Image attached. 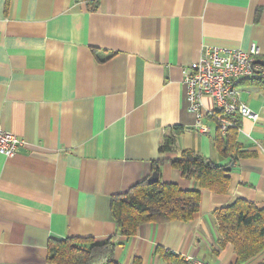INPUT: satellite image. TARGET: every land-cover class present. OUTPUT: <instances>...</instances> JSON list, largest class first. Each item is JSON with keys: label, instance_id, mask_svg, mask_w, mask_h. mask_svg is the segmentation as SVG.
Returning <instances> with one entry per match:
<instances>
[{"label": "crops", "instance_id": "obj_1", "mask_svg": "<svg viewBox=\"0 0 264 264\" xmlns=\"http://www.w3.org/2000/svg\"><path fill=\"white\" fill-rule=\"evenodd\" d=\"M252 45L264 59V0H97L92 10L83 0H0V125L22 140L0 154V264H51L49 242L70 237H115L119 264H171L160 249L234 264L215 213L238 199L264 209L260 85H240L258 120L238 118L245 155L225 193L185 179L169 159L191 149L227 162L213 145V100L202 98L199 117L190 111L183 69L207 49ZM176 125V150L160 154ZM155 160L161 182L200 190L198 211L121 236L110 197L148 178ZM244 264H264V251Z\"/></svg>", "mask_w": 264, "mask_h": 264}, {"label": "trees", "instance_id": "obj_2", "mask_svg": "<svg viewBox=\"0 0 264 264\" xmlns=\"http://www.w3.org/2000/svg\"><path fill=\"white\" fill-rule=\"evenodd\" d=\"M92 10L97 0H83ZM261 86L260 82H257ZM240 126L238 121L235 123ZM237 128L229 127L224 134L216 126L213 145L220 153L225 164L191 150L183 149L177 157L169 159L185 179L195 180L200 188L212 192L225 193L230 183L231 166L239 157L245 155L238 142ZM182 127L176 125L169 129L158 146V152L165 154L176 150V137ZM159 160L153 162V172L159 173ZM233 163V164H232ZM228 167V168H226ZM199 189H181L175 183H149L148 178L137 182L123 193L110 197V214L116 224L117 233L131 237L143 223L168 222L173 220L189 221L198 211ZM221 246L233 245L237 260L234 264H244L264 251V209L243 199L220 208L215 213ZM116 238L108 237L96 241L88 237H70L50 241L48 244V263L51 264H119L114 259ZM160 255L171 264H192L181 256L166 250H158ZM139 264V263H134Z\"/></svg>", "mask_w": 264, "mask_h": 264}, {"label": "built area", "instance_id": "obj_3", "mask_svg": "<svg viewBox=\"0 0 264 264\" xmlns=\"http://www.w3.org/2000/svg\"><path fill=\"white\" fill-rule=\"evenodd\" d=\"M261 58L258 47L252 45L248 50L212 48L205 50L197 60L183 69L187 87L189 109L200 116L203 107L202 98L210 97L213 107L209 116L224 134L236 125L238 118H246L252 122L258 120V114L241 101L240 85L244 81L260 82V90L264 97V68L254 63ZM199 129L208 131V126L199 123ZM22 140L6 131L0 125V154L13 156ZM193 264H211L205 260H191Z\"/></svg>", "mask_w": 264, "mask_h": 264}, {"label": "water", "instance_id": "obj_4", "mask_svg": "<svg viewBox=\"0 0 264 264\" xmlns=\"http://www.w3.org/2000/svg\"><path fill=\"white\" fill-rule=\"evenodd\" d=\"M254 63H258L260 64L263 68H264V59L263 58H258L256 60H254ZM233 164V163H232ZM228 168V167H226ZM159 177H158V173L157 172H153L149 177H148V182L152 183V182H156L158 181Z\"/></svg>", "mask_w": 264, "mask_h": 264}]
</instances>
